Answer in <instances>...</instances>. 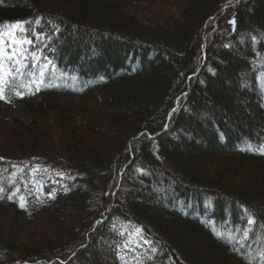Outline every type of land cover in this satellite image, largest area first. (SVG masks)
Returning <instances> with one entry per match:
<instances>
[{
  "label": "trees",
  "instance_id": "1",
  "mask_svg": "<svg viewBox=\"0 0 264 264\" xmlns=\"http://www.w3.org/2000/svg\"><path fill=\"white\" fill-rule=\"evenodd\" d=\"M15 21L34 43L11 145L39 157L0 159V264H264V0H2ZM40 163L64 172L63 235L27 192ZM122 224L147 256L112 252Z\"/></svg>",
  "mask_w": 264,
  "mask_h": 264
},
{
  "label": "rangeland",
  "instance_id": "2",
  "mask_svg": "<svg viewBox=\"0 0 264 264\" xmlns=\"http://www.w3.org/2000/svg\"><path fill=\"white\" fill-rule=\"evenodd\" d=\"M27 46L24 45L26 53ZM26 56L28 57V54ZM23 63L27 66V59ZM40 79L41 77L39 76L33 80L38 83ZM37 83H32V86L37 87ZM21 116L22 113L17 105L8 99H0V157L17 162V166H20L27 159L39 157V153L36 150L31 149L24 153L11 145L14 130L17 128V119L21 118ZM43 126L50 129L52 136L50 141L53 152L59 158H64L63 150L53 140L55 129L49 125L48 121L43 122ZM63 173L61 168L55 165L40 163L34 168L31 178L26 182L29 194H34L37 198L46 200V207L41 211L38 223L59 235H63L65 222L68 220L66 215L68 203L63 184ZM49 193L54 195L50 196ZM75 222L77 221L75 220ZM113 229L114 232L106 237L113 253L126 258L133 257L136 259L147 256L149 243L143 237L141 230L129 227L126 224L118 225Z\"/></svg>",
  "mask_w": 264,
  "mask_h": 264
},
{
  "label": "snow or ice",
  "instance_id": "3",
  "mask_svg": "<svg viewBox=\"0 0 264 264\" xmlns=\"http://www.w3.org/2000/svg\"><path fill=\"white\" fill-rule=\"evenodd\" d=\"M2 2V0H0ZM27 22L25 21H15V22H8L7 24L0 25V99L7 100V92L9 90H15V94L17 96L23 95L22 92L19 91V87H30L29 85H20L18 84V79H23L25 76V69L26 65L23 63L25 59H27L26 56V50L24 48V45H31L34 43V40L31 38V36L27 35L26 33L30 32L31 29L26 28L25 24ZM36 23H39V20L36 21ZM230 23H234V21H230ZM42 36H44L43 32L37 33L36 38L39 39ZM33 58H35V55L32 54ZM51 64V61H48L45 65L41 66V71L39 72V76L41 79L37 83L36 80H31L30 83H37L36 90L39 91V84L43 83V76H44V70L47 68V66ZM27 75L31 78L34 77L35 73H27ZM262 152H264V148L260 149ZM0 159H3L0 157ZM4 189L0 187V193H2ZM16 191H19L17 189ZM15 195V193H12L9 195V199L12 198V196ZM50 196H53V193H49ZM0 198H3L0 196ZM26 205L23 202V197H21V204L20 207L24 208ZM249 212L247 223L249 225L255 224L256 219L251 214L249 210H246ZM264 227V225H261ZM217 235H220L219 233ZM248 230L244 231L243 239L248 238ZM230 239H234V237L230 236ZM237 251H240V249H236ZM264 255V253H262Z\"/></svg>",
  "mask_w": 264,
  "mask_h": 264
}]
</instances>
